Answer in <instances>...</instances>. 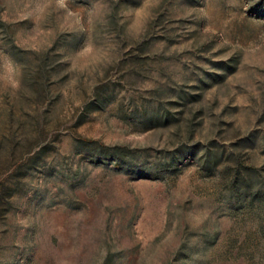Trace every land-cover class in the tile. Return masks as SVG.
<instances>
[{"label": "rangeland", "instance_id": "1", "mask_svg": "<svg viewBox=\"0 0 264 264\" xmlns=\"http://www.w3.org/2000/svg\"><path fill=\"white\" fill-rule=\"evenodd\" d=\"M0 142V264H264V0H0Z\"/></svg>", "mask_w": 264, "mask_h": 264}, {"label": "trees", "instance_id": "2", "mask_svg": "<svg viewBox=\"0 0 264 264\" xmlns=\"http://www.w3.org/2000/svg\"><path fill=\"white\" fill-rule=\"evenodd\" d=\"M46 60V58L42 59V62H44ZM167 120V117H166ZM10 141V149L8 151V155L9 156V162L8 163H18L19 161H22V159L24 158V156L27 154V152L20 154L19 158H17V153H16V141L15 139L10 136L8 137V140ZM2 142H0L1 145ZM40 153V152H38ZM38 155L37 152L33 154V156ZM222 157L223 154L222 153H218L217 151H215L212 147V144L209 145V147L207 148H203L202 150V156H201V164L202 166H204L207 169H211L213 170L214 168L220 166L221 162H222ZM234 183L236 185L237 191L238 193L242 196H246V195H250L251 192L254 191V189L258 188V189H264V177L261 179H258V177L251 171L250 168L248 167H242L241 168H237L235 170V175H234ZM7 190V188H6ZM9 192V191H7ZM12 196V192L8 193V199H7V203L8 206L10 205L11 207V203L9 201V199H11ZM9 207V208H10ZM9 208H5L4 210L8 211Z\"/></svg>", "mask_w": 264, "mask_h": 264}]
</instances>
